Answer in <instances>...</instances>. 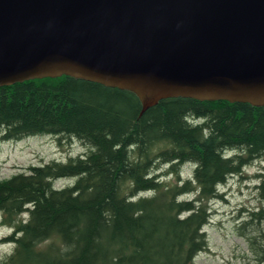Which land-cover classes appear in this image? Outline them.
I'll return each mask as SVG.
<instances>
[{
  "label": "trees",
  "instance_id": "trees-1",
  "mask_svg": "<svg viewBox=\"0 0 264 264\" xmlns=\"http://www.w3.org/2000/svg\"><path fill=\"white\" fill-rule=\"evenodd\" d=\"M141 110L132 92L67 76L0 87V142L64 137L86 149L0 179L13 245L0 264H193L207 249L218 186L264 156V106L172 98ZM184 166L189 179L164 182ZM256 177L264 200V167ZM252 250L264 264V245Z\"/></svg>",
  "mask_w": 264,
  "mask_h": 264
},
{
  "label": "water",
  "instance_id": "water-1",
  "mask_svg": "<svg viewBox=\"0 0 264 264\" xmlns=\"http://www.w3.org/2000/svg\"><path fill=\"white\" fill-rule=\"evenodd\" d=\"M61 76L264 106V0H0V87Z\"/></svg>",
  "mask_w": 264,
  "mask_h": 264
},
{
  "label": "rangeland",
  "instance_id": "rangeland-1",
  "mask_svg": "<svg viewBox=\"0 0 264 264\" xmlns=\"http://www.w3.org/2000/svg\"><path fill=\"white\" fill-rule=\"evenodd\" d=\"M85 151V147L76 139L64 137L37 136L20 141L0 142V179H7L25 172L30 166L50 161L64 163ZM263 167L264 156L218 186L221 198L210 201V221L203 229L207 249L195 257L193 264H258V257L252 246L264 245V222L256 221L250 213L264 211V200L258 197L256 190L259 181L256 176ZM179 175L178 179L167 175L163 180L175 184L189 179L192 167L184 166ZM72 182L69 179L60 180L54 186L63 188ZM191 196L182 195L179 200L191 199ZM10 233V229L0 225V259L13 248L12 244L2 241Z\"/></svg>",
  "mask_w": 264,
  "mask_h": 264
}]
</instances>
